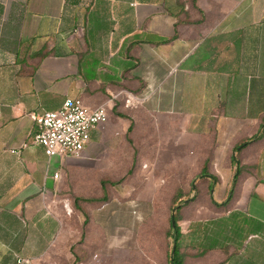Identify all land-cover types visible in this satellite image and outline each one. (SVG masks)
<instances>
[{
  "label": "crops",
  "instance_id": "0c3cea01",
  "mask_svg": "<svg viewBox=\"0 0 264 264\" xmlns=\"http://www.w3.org/2000/svg\"><path fill=\"white\" fill-rule=\"evenodd\" d=\"M66 99L108 119L79 159L48 158L32 116ZM180 159L216 167L201 186L213 203L196 207L212 214L178 222L182 264H264V0H0V264H45L69 242L63 205ZM159 182L137 194L145 220L171 204L161 192L177 184ZM91 226L110 235L112 207Z\"/></svg>",
  "mask_w": 264,
  "mask_h": 264
},
{
  "label": "rangeland",
  "instance_id": "374dc122",
  "mask_svg": "<svg viewBox=\"0 0 264 264\" xmlns=\"http://www.w3.org/2000/svg\"><path fill=\"white\" fill-rule=\"evenodd\" d=\"M99 153L97 159H112V151L110 155H107L103 149H100ZM180 160L182 162L172 165L160 162L152 165L140 163L141 174L139 176L106 181L110 184L106 186L105 199L102 202L81 204L83 211L77 210L76 207V211H74V205L69 204L71 209L69 214L63 210L70 233L69 242L56 246L45 264H150L151 261H148L147 253H152L156 260L162 256L165 250L169 254L171 240L165 239V235L169 229L171 210L175 207L173 202L167 210L155 211L148 218L149 220H145L144 213L139 207L137 194L146 191L145 182L150 174L159 178L160 186H164V179L166 181L167 178H171L177 185L173 189L172 187L165 188L161 193L167 201V206L168 200L173 197L172 194L174 195L178 191L182 192V199L187 201L181 205L179 211V224L182 229L188 230L189 222L196 218L201 222L207 220L212 213L204 211L202 207L196 210L198 206L206 207L213 203L209 192L201 195V186L205 187L204 179L201 178L202 181L195 180L197 183L195 191L190 192V181L203 169L204 159ZM185 168L187 169L186 173H184ZM215 168L214 165L206 163V170L209 174L216 173ZM128 184L138 186V190L135 192L133 190L131 194L126 195L125 190L130 188ZM110 190L112 196L108 193ZM164 193H166L165 196ZM140 196L145 198L144 194H140ZM131 201L135 202L133 206ZM111 207L112 233L110 235L105 233L102 236V232L95 231L91 226V219H94L96 215L108 218ZM138 214L139 220L135 217ZM202 225L203 223L200 224V226ZM164 241H166L165 246Z\"/></svg>",
  "mask_w": 264,
  "mask_h": 264
},
{
  "label": "built area",
  "instance_id": "2783aa9c",
  "mask_svg": "<svg viewBox=\"0 0 264 264\" xmlns=\"http://www.w3.org/2000/svg\"><path fill=\"white\" fill-rule=\"evenodd\" d=\"M144 100L145 97H141L133 101L140 104ZM107 119L105 105L90 109L79 99H66L59 109L32 116L36 131L31 142L42 147L48 158L79 159L90 141L91 132L104 125ZM26 146L27 144H24L22 148ZM53 178L58 179V174ZM64 209L70 212L67 205H64ZM23 262L17 260V264Z\"/></svg>",
  "mask_w": 264,
  "mask_h": 264
},
{
  "label": "trees",
  "instance_id": "16d2710c",
  "mask_svg": "<svg viewBox=\"0 0 264 264\" xmlns=\"http://www.w3.org/2000/svg\"><path fill=\"white\" fill-rule=\"evenodd\" d=\"M246 144L247 143H244L241 146H245ZM206 163L207 162H205V165L203 166V169L201 170V172L194 179H192L190 181V192L195 191V188H196L195 180L201 179V178H203V179L208 178L209 179V190L211 191L213 189V186L216 182V179L207 172ZM232 164H234V165L236 164V159H232ZM235 172L236 173L234 175V179H236L238 169H236ZM104 185H105V182H102V187H104ZM182 197H183L182 192L178 191V192H175V194L173 195V197L171 199V203L173 202V204L175 206L174 209H176L174 217H173L174 226L173 227L171 226L172 218L170 215V217H169V229L165 235V237L167 239L171 240V249H170V253H169L170 264H182V259H181L180 255L178 254V248H177V243H178V240L181 236L180 227H179L178 222L180 219L179 211L181 209V205L184 203V200L182 199ZM75 207L77 210L83 211L81 208L78 207L77 204L75 205ZM172 251L174 252L173 256H171Z\"/></svg>",
  "mask_w": 264,
  "mask_h": 264
},
{
  "label": "water",
  "instance_id": "95a60500",
  "mask_svg": "<svg viewBox=\"0 0 264 264\" xmlns=\"http://www.w3.org/2000/svg\"><path fill=\"white\" fill-rule=\"evenodd\" d=\"M186 202H187V201H184V204H185ZM175 211H176V209H173V210L171 211V218H172V220H171V226H172V227L174 226L173 217H174ZM173 253H174V252L172 251L171 256H173Z\"/></svg>",
  "mask_w": 264,
  "mask_h": 264
}]
</instances>
